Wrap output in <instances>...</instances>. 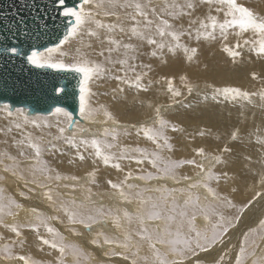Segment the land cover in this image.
<instances>
[{
    "label": "snow or ice",
    "instance_id": "snow-or-ice-1",
    "mask_svg": "<svg viewBox=\"0 0 264 264\" xmlns=\"http://www.w3.org/2000/svg\"><path fill=\"white\" fill-rule=\"evenodd\" d=\"M53 4L57 6V18H63L65 28L59 45L41 52L34 50L31 44L27 51L18 50L15 44H8L7 51L12 57H23L27 64L37 69L75 74L79 78L80 120L103 127L95 132L83 124L77 127L73 115L62 107H56L52 112L57 117L55 125L46 120L41 124L37 120L30 121L24 109L18 108L16 111L24 115V124L15 122L6 129L5 135L11 133L13 127L21 130L22 135L20 139L13 137L11 141H4L5 148L0 150V157L3 158L0 163L7 160L11 164H4L3 172L23 181L26 191H21L19 195L24 200L30 199L29 194L35 195L39 189L40 197L47 201L54 212L63 213L68 225H80L89 235L96 228L90 243L100 248L105 257H120L130 264H141V261L143 264H201L198 257L212 251L217 244L223 245L229 230L239 223V216L233 221L223 211L227 207H234L232 201L211 186L212 182L219 186L221 181L226 184L230 179L226 170L216 174L213 168L227 163L224 154L232 153L233 147L225 144L215 154L202 146L196 147L193 149L194 155L185 159H172L164 155L165 152L174 151L171 137L167 134L169 130L177 133L184 129L165 119L163 111L181 104V98L186 94L191 96L199 84L191 83L187 75L179 76L181 87L176 86L175 77L153 79L150 77L152 64L145 63L144 57L149 56L168 64L173 57L181 59L182 54V59L191 64L198 59L201 44L208 42L213 46L218 45L233 64L238 61L243 63L245 54L249 59L264 61V9L256 11L238 0H78L76 4H69L68 0H53ZM85 36L91 41L87 44L88 48L98 42L99 51L96 55L102 60L90 59L82 54L80 47L76 48L72 62L54 58V54L67 56L68 53L62 51L61 46L73 40L83 46ZM251 79H258L255 72L251 74ZM101 80L115 82L113 100L126 90L147 93L153 84H163L171 103L148 105L154 108L150 126L131 125L137 137L143 136L152 143V151L121 146L120 137L132 134L128 126L121 125L105 105L92 106V98L96 93L92 91L91 85ZM205 87L211 89V100L217 105L222 102L239 103L243 109L245 105L240 102L252 104V97H259L264 103V89L249 92L238 87H222L211 83ZM31 89V83L22 77L10 81L0 72V97L7 90L22 94ZM205 99H208L207 94ZM4 107L7 116L11 117V107ZM101 114L104 118L98 120L97 116ZM240 115L244 116V112L241 111ZM60 117H63V121ZM28 124L34 130H40V135L24 132L23 128ZM53 126L57 128V134L43 131ZM241 132L239 127H235L228 133V139L232 142L242 140ZM199 135H205L204 131L201 130ZM247 135L249 144L264 155V127L254 125V130ZM12 149H15V155ZM46 154L68 157L69 164L90 161L95 167L87 172V183L96 187H99L97 172L101 165L124 173V176L115 182L112 179L106 181L110 192L94 193L92 187L80 183V177L65 175L49 166L43 159ZM124 161L135 163L138 168L125 172ZM145 163L154 171L145 172L142 167ZM185 167H190L195 175L181 174L180 170ZM134 171L140 174L134 175ZM6 180L7 176H0V183ZM130 180L143 181L145 184L164 180L183 186L172 189L159 186L138 188L129 183ZM66 181L70 183H63ZM259 182L264 186V174L260 176ZM61 187L71 192L79 190L82 193L80 202L77 203L75 198L64 199L57 191ZM200 189L205 193L203 200L196 193ZM145 192H164L168 195L154 198L145 196ZM3 193L4 189L0 188V229L13 234L14 238L8 239L0 233V260L8 264H40L23 252L25 231L35 234L41 251L47 246L59 253L53 264H67L69 255L72 257L71 264H83L89 259L79 246L66 243L64 236L51 225V221L64 223L60 215L45 216L35 208L26 209L24 204ZM176 193L183 197L182 203L178 202L174 195ZM105 195L116 199L118 203L132 204L136 201V212L131 214L119 207L105 208ZM94 196L97 199L94 200ZM258 198H264V192L256 191L253 200ZM21 211L30 213L23 223L17 219ZM198 216L205 221L203 228L196 226ZM109 224L116 230V235L104 231ZM41 228L47 233V238L41 233ZM69 230L76 236L85 234L76 231L75 227ZM262 242L264 219L243 233L234 264H248L249 260L251 264H264ZM17 248L21 252H17ZM145 248L147 251L141 256ZM257 249H260V256H257ZM226 255L219 256L214 264H225Z\"/></svg>",
    "mask_w": 264,
    "mask_h": 264
},
{
    "label": "rangeland",
    "instance_id": "rangeland-1",
    "mask_svg": "<svg viewBox=\"0 0 264 264\" xmlns=\"http://www.w3.org/2000/svg\"><path fill=\"white\" fill-rule=\"evenodd\" d=\"M238 2L244 3L246 6L252 7L256 11H260V10L264 9V0H238ZM105 22H107V20H105ZM200 57H202V55H198V58H200ZM54 58L63 59L66 63L72 62V58L69 60H66L62 57H54ZM92 60H95V59H92ZM195 61H193L191 64L184 61L183 62L184 63V65H183L184 71L181 72V74H175L174 77L176 75H179V76L180 75H188L189 70L194 69V68H192V66L194 65ZM249 61H250V59L247 58L246 63H244V64H247V62H249ZM253 64L261 66L264 63H262L259 60L254 59ZM253 66L249 65L248 69H252ZM179 76H176V78H177L176 80H178ZM109 82L113 83V85H111V83L109 84ZM190 82L193 84H199V87L192 93L191 96L188 97L187 94L185 95L187 97V100H189L190 104H191L192 100H190L189 98L190 97L193 98L205 86L203 85L204 82L202 80H199V79H193V80H190ZM104 85H106V87ZM110 85L115 87L114 81H111V80H107L106 82L96 81L91 85L92 91L94 93H96V95L92 98V106L93 107H98L101 104L105 105L103 103V101L105 99H108V100H110V98L112 99V96H111L112 94L108 93L109 91L107 90L109 87H110V89L113 88ZM200 85H202V86H200ZM107 86H108V88H107ZM111 91H112V89H111ZM185 92H186V90H185ZM186 97L181 98L182 99L181 104L175 105L171 109L163 111L164 118L169 120L170 123L175 124L178 128L183 126V123L181 122L182 120H188L189 121L188 123H192V124H196V123L200 124L197 120H195L196 117L200 116L198 104H194L191 107H189V105L185 104ZM110 101L116 102V100H113V99ZM169 103H171V101L168 97V99L166 101L156 103L153 106L164 105V104H169ZM136 107H137V109H136ZM208 107H209L208 105H205L204 109H207ZM140 110L142 111L141 106H135L134 110H132V109L129 111L123 110L120 114H117V115H115L116 113L114 114V112H112L111 110L110 111L116 117V119L119 121V123L121 125H127L129 132L132 133L130 136H123L122 135L120 137L121 146H127L129 148L140 147V148L147 149L148 151H152L154 148L152 143L150 141L146 140L145 138H143V136L137 137L135 135V129H133L131 127V125L135 124L137 127H139L142 124L150 126L152 124V116L154 115V108H152V110L150 112H147V113H151L148 115L143 114ZM222 110L224 111V109H222ZM12 112H13V115L11 117H9V116H7V109H5L4 106L0 107L1 130H3L2 127L4 129H7L5 127H10L9 126L10 120H11V122H10L11 126L15 122H20V123L22 122V125L24 124V115H22L21 113H18L16 110L12 111ZM225 112L230 113V112H234V111L225 110ZM52 116H53L52 114L49 116H28V119L30 121L31 120H37V121L38 120H48V119L52 118ZM201 117H205V116L202 115ZM103 118L104 117L102 116V114L97 116L98 120H102ZM56 119H57V117H56ZM59 119H61V121H63V117H60ZM53 121H54V119H50L47 122L55 125L53 123ZM81 124H83L84 127L90 128L92 132H95L99 128L103 127L102 125H90L87 122H83V123H80L78 121L76 122L77 127H79ZM64 126L65 127L67 126L66 123L64 124ZM30 127H32V125L28 124L27 126H25L23 128V131L25 132L26 129H28ZM49 131L52 132V134H54V135L57 134V128L55 126H53L51 129H47V131H44V132L47 133ZM2 132L3 131H0V134ZM21 132H22L21 130L15 129L13 127V131L11 133H9L11 135L9 136V138L7 140L11 141L13 137H15L16 139H20V137L18 136V133H21ZM70 134L71 133H66V135H70ZM167 134L171 137V142L173 144L174 151L172 153L165 152L164 155L165 156H171L172 159L191 158L194 155L193 149L196 147H201V146L204 147L206 149V151H208L209 153H212V154L217 153L211 142L199 143V140H193L192 139L193 136H191L190 134H187L184 132L173 133V132H171V130H169V132ZM5 140L6 139H0V150H3L5 148V145H4ZM221 142L224 143L225 140L223 139V140H221ZM189 145L190 146L194 145L192 152L191 151H185V148L188 147ZM222 146H224V145H222ZM252 148H254V147H252ZM238 153L239 152H236L232 156V158L235 162L239 161L241 159L240 154H238ZM255 156H257V155H255ZM2 159L3 158L0 157V160H2ZM43 159L48 162L49 166L57 168V170H59L60 172H62L65 175H76V176L80 177L81 178L80 183L87 186V187H92V191L94 193L104 192V191L110 192V189H108V186L106 184V181L108 179H112L115 182L119 179H123V176H124V173H118L114 169L104 168L101 165L99 171L97 172V183H98L99 187H96L95 185H91V184L87 183V180H88L87 172L92 170V168L95 167L94 165L91 164L90 161L87 163H84V164H80V163L69 164L68 163V157L52 156L50 154H46L43 157ZM251 161H253V160L250 159L247 161V163H249ZM4 164H11V162L7 161V160H3V162L0 163V176L6 175V173L3 172ZM123 164L125 167V172H127L129 170H135L138 168V166L135 163L129 164L127 161H124ZM59 165H61L60 168H59ZM142 167L144 168L145 172L154 171L151 168V166L147 163H145ZM217 168H218V170H216ZM222 170H226L228 172L229 177H230L228 182L225 184L224 181H221L219 186H217L215 182H212L211 186L213 188H216V190L219 191L222 195L227 196L232 201V204L234 205V207H227V208L223 209L224 214L227 217H229L230 219H233V221H235V218L237 216H239L240 219H239V223L237 224V226L235 228L230 229L228 234L224 237L225 243L223 245L217 244L216 247L212 251H210L209 253H202L200 255V257H198V259L201 258L200 259L201 264H214V261L217 260L219 258V256L225 255V253H227V255L225 256V264H234V256L239 250V244L241 243V241L243 239V233L248 231L250 228L256 227L258 225V221L260 219H264V199L262 201H261L262 198H258V199L253 200V197H251L246 192V190L244 189L245 181H243V180L245 179V175L243 174V171L239 170V169L221 168V164L216 165L213 168V171L216 174H220ZM180 172H181V174L195 175V173L193 172V170L190 167H185L184 169H181ZM139 174H140L139 172L134 171V175H139ZM261 175H262V171H261L260 175L252 178V180L250 181V187H249L250 189L257 188V191H259L262 188V185L259 182ZM7 176H8L7 180L12 184V186L15 189L17 188L18 196L17 195L12 196L11 194L10 195L7 194V192L5 191L6 190L5 184H6L7 180L5 182L0 183V188L4 189L3 194L5 196H12L18 202H20L19 200H24V199H21L22 197L20 198V195H19V193L21 191H26V189H24V187H23V181L16 180L15 178L11 177L10 174H7ZM81 181L84 183H82ZM141 182H142V184L139 183V181H137V180H130L129 181V183L137 185L138 188H140L139 186H142L141 188L159 186V187H167L168 189H172V188H178V187L183 186V185H175L173 182L171 184H168L164 180L152 181L149 184H145V182H143V181H141ZM63 183H70V182L66 181ZM233 189H235V190L233 191ZM263 189H261V192H264V191H262ZM57 191H59V192L61 191L60 194L66 200L75 197L77 203H79L80 198H82V193L79 190L76 192H71L69 189L61 187V188L57 189ZM39 192H40V190L37 189V192L35 195L29 194L31 196V198L28 200L33 202V204L29 203L27 205L28 206L32 205V208H35L38 212L42 213L45 216H51V215H60L61 216V218L64 220V223H60L59 221H51V225L53 227H55L61 233V235L64 236L66 243L76 244L88 255L89 259L85 260L83 262V264H130L129 261H124L120 257H111V258L105 257L103 255V251L100 248H97L90 243V240H91L90 236L95 234V232L97 230L96 228H94L93 233L91 235H89L86 233V230L83 229V227L80 225H76V226L68 225L67 219L63 216V213L54 212L52 210V208L49 206V204L47 203V201L44 199L42 200V198L39 195ZM196 193L201 196L200 190H196ZM231 194H234L235 198L231 197L230 196ZM144 195L145 196H152V197L156 198V197L168 195V193L145 192ZM174 195L176 196L178 202H180V203L183 202V197H181L179 193H176ZM39 199H41V200H39ZM93 199L95 200V199H97V197L94 196ZM169 199H171V197H169ZM201 199L203 200V196H201ZM28 200H26L27 203L29 202ZM105 201H107V203ZM250 201H252L251 204H249ZM34 203H35V205H34ZM103 203H104L105 208L110 207L107 199H104ZM236 203H238V204H236ZM258 203H259V206H257ZM121 204L124 208H128L131 211V214H134L136 212L135 210H133V208L137 209V202L136 201H134L132 204H130L131 207H128L127 203H121ZM246 205H247V207H246ZM33 206H35V207H33ZM241 209H243V212H241ZM122 210H127V209H122ZM27 215H28L27 216V218H28L30 216V214L28 213ZM243 216H245V217L243 218ZM198 219L200 220V222H197ZM251 219H255V220L251 221L248 224L247 221H249ZM197 220H196V226L198 228H203L205 226V221L203 220V218L201 216H198ZM109 225L110 226H107L104 230L105 231L107 230V233L109 235H116L117 234L116 230H114V228H112L111 224H109ZM70 227H75L76 231H79V232L85 233V234L81 235V236H76L73 234L72 231L69 230ZM132 227L135 228L136 225L133 224ZM0 233H2V229H0ZM31 233H32L31 236L28 234H24L23 238L26 241L24 248H23L24 253L31 255L34 259L38 260L40 262V264H53L54 259L56 257H58L59 253L55 252L54 250L47 248V246H44V250L41 251L35 234L33 232H31ZM41 233L43 235H45L47 238V233L45 232V230L43 228H41ZM9 234H11V233H9ZM7 238L12 239V238H14V236L12 234L11 237H7ZM261 247L264 248V242L261 243ZM16 251L21 252V249L17 248ZM116 251H120V249H116ZM146 251L147 250L145 248L144 250L141 251L140 255L143 256L146 253ZM260 255H261L260 249H257V256H260ZM71 261H72V257L69 255L67 257V264H71ZM0 264H8V262H6V261L4 262V261L0 260ZM141 264H143L142 261H141ZM248 264H251L250 260L248 261Z\"/></svg>",
    "mask_w": 264,
    "mask_h": 264
},
{
    "label": "bare ground",
    "instance_id": "bare-ground-1",
    "mask_svg": "<svg viewBox=\"0 0 264 264\" xmlns=\"http://www.w3.org/2000/svg\"><path fill=\"white\" fill-rule=\"evenodd\" d=\"M101 19H104V18L101 17ZM89 42H91L90 39L87 36H85L83 46L77 40H73L71 43L62 45L61 50L66 51L68 53L67 56L62 57V58L66 60L71 59L76 54L75 52L76 48L80 47L82 54H86L90 59L102 60L103 59L102 57H98L96 55V53L99 51L98 42L93 43L92 48H88L87 44ZM198 55H202V57L198 58L195 61L194 65L192 66V68L194 69L189 70V73L187 76L189 77L190 80H193V79L202 80L204 82L203 83L204 86L206 84L211 83L216 86H222V87L223 86L238 87L243 91H249V92H257L261 89H264V64L261 66L254 65L253 64L254 58L250 59V61L247 62V64H244L246 63V59L248 58L247 54H245L243 63L238 61L236 64H233L231 63L230 59L226 56V54L222 53L219 50L218 45L213 46L212 44H209L208 42H204L200 46V51ZM54 57H60V56L58 54H54ZM144 62L152 64V72L150 73V77L153 79H160L162 76L174 77L175 74H181V72L184 71L183 70L184 60L182 59V54H181V59H177L173 57L169 60L168 64H164L159 59L151 58L149 56L144 57ZM261 62L264 63V61H261ZM249 65H252V66L254 65V66L252 69H248ZM253 72L257 74L258 76L257 80L251 79V74ZM176 76H179V75H176ZM176 76H175V80L177 79ZM101 81L106 82L107 80H101ZM110 83L111 82H109V84ZM175 83L177 87H181L179 78L178 80L175 81ZM111 85H113V83H111ZM104 86L106 87V85ZM111 89L109 87L107 90L109 91L108 93L112 94ZM206 94L208 96V99H205ZM185 97L186 96L182 98H185ZM112 99L110 98V100ZM167 99H168V96L165 93V87L163 86V84H160V85L153 84L152 88L147 93H144V92L137 93L134 89L126 90L125 93L120 94L119 98L116 99V102H112L108 99H105L103 103L109 110L114 112V114L116 113L115 115L120 114L123 110H128V111L131 109L134 110L135 106H141L142 111L141 110L140 111L143 114L148 115L151 113H147V112H150L152 110V108L148 107L149 104L154 105L159 102H164ZM189 99L192 100L191 104H190V101L187 100V97L185 101V104L189 105V107H191L194 104H198L199 106L200 116L196 117L195 120H197L200 124H197V123L192 124V123H188L189 122L188 120H182L181 122L183 123V126H181L180 128L184 129L183 131L184 133H187L193 136L192 137L193 140H199V143L211 142L216 152H218L219 149L223 147L222 145H225V144H227L229 147H233L232 153L224 154V159L227 161V163L221 164V168L242 170L243 174L245 175V179L243 180L245 181L244 189L251 197H253L254 193L257 191V188L250 189L249 188L250 181L252 180L253 177L260 175L261 171H262V174H264V155L258 153L254 148H252V146L248 142L247 133L254 130V125L264 127V103H262L259 100V97H252V101H253L252 104H247L246 101L240 102L245 105L243 109L240 108L239 103L232 104V103L222 102L217 105L215 101L211 100V89L207 87H203L200 92H198L193 98L190 97ZM205 105H208L209 107L207 109H204ZM222 109H224V111ZM225 110H231L234 112L227 113L225 112ZM241 111L244 112V116L240 115ZM202 115L205 117H201ZM50 119H54L53 123L55 124V121L57 120L56 116H52V118ZM10 122L11 120L9 121V126H11ZM38 122L43 124L45 120H38ZM235 127H239L242 130L241 132L242 140L232 142L228 139V133L234 130ZM5 128H8V127H5ZM2 129L3 130H1V126H0V131H3L0 134V139L7 140L11 134L5 135L4 132L6 131V129H4L3 127ZM201 130L204 131L205 135L203 136L199 135V132ZM43 131H47V129H44ZM25 132H32L33 135H40V130H34L32 127L26 129ZM21 135H22V132L18 133V136L20 138H21ZM223 139L225 140L224 143L221 142V140ZM193 146L194 145H191V146L189 145L188 147L185 148V151L192 152ZM236 152H239L238 154H240L241 159L235 162L232 156ZM12 154L13 155L16 154L15 149H12ZM254 154L257 156H255ZM246 157H250V159L253 161L247 163V161L250 159ZM60 166L61 165H59V168ZM216 170H218V168ZM5 176H7V174ZM165 182H167L168 184L172 183L171 181H165ZM139 183L142 184L141 181H139ZM5 187H6L5 191L7 192L8 195L11 194L12 196L14 195L18 196L17 188L15 189L8 180L6 181ZM139 187L141 188L142 186H139ZM263 188L264 186H262L261 189ZM261 189L259 191H261ZM262 191H264V189ZM104 192L108 193L107 191H104ZM200 194L201 196L205 195L203 189H200ZM230 196L235 198L234 194H231ZM104 199L108 200L110 207L112 208L119 207L121 209H127V211L131 213V211L128 208H124L121 203H118L116 199L110 197L109 195H105ZM263 199L264 198H262L261 201ZM19 201L20 203L25 205L26 209L32 208V205L28 206L27 204L29 203L33 204V202L29 200H28L29 201L28 203L26 202V200H19ZM105 202L107 203V201ZM127 206L131 207L130 204H127ZM257 206H259V203ZM133 210L136 211V208L135 209L133 208ZM27 214L28 212L21 211L19 214V217L17 218L18 221L23 223L28 216ZM244 217L245 216H243V218ZM253 220L255 219H251L247 221V223L249 224ZM197 222H200V220L198 219ZM2 233L6 237L12 236V234H9L3 229H2ZM24 234H28L31 236L32 233L31 231H25Z\"/></svg>",
    "mask_w": 264,
    "mask_h": 264
},
{
    "label": "water",
    "instance_id": "water-1",
    "mask_svg": "<svg viewBox=\"0 0 264 264\" xmlns=\"http://www.w3.org/2000/svg\"><path fill=\"white\" fill-rule=\"evenodd\" d=\"M77 2L68 0L69 4ZM56 7L53 0H0V72L10 81L22 77L32 85L22 94L7 90L0 97V107L24 109L27 116H49L56 107H62L76 122L83 123L78 109L79 78L75 74L37 69L7 51L8 44L22 51L31 44L41 52L59 45L65 28L63 18H57Z\"/></svg>",
    "mask_w": 264,
    "mask_h": 264
}]
</instances>
